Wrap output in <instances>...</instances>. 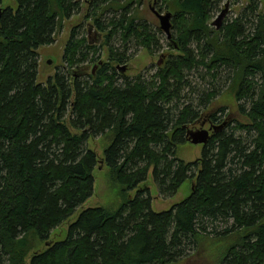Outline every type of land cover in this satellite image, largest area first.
<instances>
[{"label":"trees","instance_id":"16d2710c","mask_svg":"<svg viewBox=\"0 0 264 264\" xmlns=\"http://www.w3.org/2000/svg\"><path fill=\"white\" fill-rule=\"evenodd\" d=\"M13 1L15 8L0 1V264H180L210 240L221 251L213 264H264V11L254 13L255 1L245 9L251 20L243 12L211 29L217 0H162L176 56L129 79L115 67L129 59L131 38L156 45L130 8L139 0ZM81 9L104 40L91 44L88 30L77 38L74 25L61 54L66 70L37 82V47L53 43L61 19ZM104 46L107 59L87 71ZM220 66L231 69L227 87L248 120L211 113L204 121L217 129L200 156L178 159L176 145L217 93L201 92L194 106L198 90L187 77L203 67L214 79ZM107 133L101 160L122 201L84 209L100 163L86 141ZM150 169L161 198L186 180L189 194L153 211ZM64 222L65 236L47 242ZM30 233L44 248L34 249Z\"/></svg>","mask_w":264,"mask_h":264},{"label":"rangeland","instance_id":"374dc122","mask_svg":"<svg viewBox=\"0 0 264 264\" xmlns=\"http://www.w3.org/2000/svg\"><path fill=\"white\" fill-rule=\"evenodd\" d=\"M1 5L4 8L5 6H11L15 8V2L13 0H0ZM257 4V10L254 11L256 13L258 11L261 14L264 11V0H254ZM226 4V5H225ZM247 0H217V2L213 6V10L209 13V20L208 23L211 25L212 21L215 18V15L223 10L226 7V12H224V17L221 21V25L230 22L231 20H235L237 17H240L243 12L248 14L249 12L246 11L247 7ZM154 7V10L163 14L167 11L172 13L166 7L162 0H139L138 3L131 5V10L136 20L144 23L147 25V29L149 32L154 33L156 39V45L152 47V50L146 47H138L134 44V39L128 42L126 52V56L129 57L127 62L119 64L120 66H124L123 75L126 76L127 79L136 76L137 74L143 75V78H146L157 70L158 66H163L166 59L168 58V54L175 55L174 50L166 43V35L163 33L159 27V21L154 16V12L150 11V7ZM84 9H81V12L78 15L74 14L71 17L66 19H61L60 23L61 26L55 30L54 36L55 40L53 43L46 44L43 46L37 47V82L44 83L45 79L49 76H52L56 73V71H64L66 70L65 62L61 59V54H63V46L67 43L69 38L68 32L74 25H78V29L75 30L77 38L82 34L86 33L88 30V34H90L91 44H94L96 39H100L101 42L104 40V33H100L94 30V27L91 20L82 18L84 16ZM248 12V13H247ZM247 19L251 20L253 18L252 15L248 14ZM171 25H173L171 17L169 18ZM244 20V18H243ZM220 25V26H221ZM219 26V27H220ZM247 26V23L244 24ZM211 29H215L213 26H210ZM170 31H172V26H170ZM98 32V33H97ZM116 39L114 43H118V38L115 36ZM113 43V41H111ZM116 46H119L117 45ZM121 45V44H120ZM123 46V45H122ZM190 49H195V44H189ZM107 48L104 46L101 47L99 58L97 62L94 64L87 66L86 70H94L95 66L98 65L99 61L104 62L107 58ZM92 53L87 54V58L91 56ZM176 56V55H175ZM49 60V61H48ZM85 64V63H83ZM80 66V65H79ZM197 71H191L190 75H188L187 79L191 80V83L194 87L198 90L195 94H192L191 103L196 106L198 95L202 94L203 92H217L214 98H211L206 105L204 111H202V116L199 123L195 126L192 125L193 130H197L199 128H209L208 124L203 122V120H207L208 116L211 113L216 115L221 121H229V120H238L239 123L246 122L248 119L243 113L238 112V105L237 101L234 100V90L229 89L227 85H229V78L228 75L231 73V69L229 67L220 66L217 70V73L214 75V79L210 76H207L209 73L202 67H198ZM205 74V81H200L197 78V74ZM228 78V79H227ZM202 92V93H201ZM243 106L247 107L248 102L242 101ZM224 108L221 112H218L217 109ZM228 119V120H227ZM191 129V130H192ZM209 133L211 134L212 131L210 130ZM209 134V135H210ZM111 137L109 133L103 135H97L95 138H89L86 141L87 146L90 149H93V152L100 158V163L97 165L96 170L93 173V180H94V188L92 190V195L86 199V201L82 204L83 208L90 206H102L107 209H115L120 203V194L118 191V185L110 179L109 171L103 164L104 162L101 160L102 151L104 147L106 148L108 144V140ZM201 147L202 144H190V142H183L180 145H176L174 153L178 159H182L183 161H194V159L198 158L201 154ZM146 186L150 193V202L151 208L155 212H159L161 210L169 209L172 204L181 202L185 196H187L190 192V184L189 180H186L177 188V191L171 195V197H164L161 198L158 191L155 188V183L153 178L151 177V169L146 175ZM133 192H130V195L133 196ZM122 201V199H121ZM80 209V208H79ZM79 209L76 211L78 212ZM74 213V215L76 214ZM73 215V216H74ZM67 222H64L60 227L58 226L56 229H53L50 237L47 242H52L55 240H61L66 233L65 227ZM31 237H34L32 240V244L34 249L44 248V245L40 242V240L35 236V234L30 233ZM38 239V240H37ZM197 252L191 250L187 257L180 259V264H213L214 256L221 253L219 248V242H215L210 240L204 241L202 244L199 245Z\"/></svg>","mask_w":264,"mask_h":264},{"label":"water","instance_id":"95a60500","mask_svg":"<svg viewBox=\"0 0 264 264\" xmlns=\"http://www.w3.org/2000/svg\"><path fill=\"white\" fill-rule=\"evenodd\" d=\"M226 5V4H225ZM224 12H226V7H224V9L220 12H218L216 15H215V18L214 20L212 21L211 25L210 26H213L215 29L219 28V26L221 25V21L223 19V15H224ZM170 12L167 11L163 14L157 12V11H154V16L156 17V19H158L159 21V29L162 31V32H165L167 34V37L170 36V33L168 31L169 29V26H171V22H170ZM49 61V60H48ZM116 69L118 70H121L123 71L124 70V66H118L115 67ZM209 128H199L197 130H190L188 129L187 132H186V135H185V139L190 142V144H202V146H204L206 144V142L208 141V137H209V131L214 129L216 130L217 127H213V125L211 126H208ZM218 127H220V125H218Z\"/></svg>","mask_w":264,"mask_h":264},{"label":"flooded vegetation","instance_id":"af4514ba","mask_svg":"<svg viewBox=\"0 0 264 264\" xmlns=\"http://www.w3.org/2000/svg\"><path fill=\"white\" fill-rule=\"evenodd\" d=\"M150 7V6H149ZM150 9V11H152V12H154L155 10H154V7H150L149 8ZM159 28V27H158ZM168 31H169V33H170V35H171V31H170V26H169V29H168ZM163 33H165V32H163ZM89 35V38H90V34H88ZM165 35H166V38L165 39H167V38H170L171 36H169V37H167V34L165 33ZM208 120V119H207ZM204 121V120H203ZM205 122V121H204ZM206 123V122H205Z\"/></svg>","mask_w":264,"mask_h":264},{"label":"bare ground","instance_id":"6f19581e","mask_svg":"<svg viewBox=\"0 0 264 264\" xmlns=\"http://www.w3.org/2000/svg\"><path fill=\"white\" fill-rule=\"evenodd\" d=\"M172 26V25H171Z\"/></svg>","mask_w":264,"mask_h":264}]
</instances>
